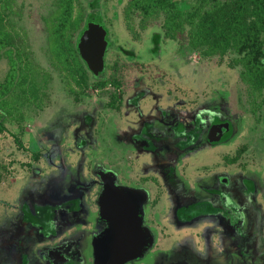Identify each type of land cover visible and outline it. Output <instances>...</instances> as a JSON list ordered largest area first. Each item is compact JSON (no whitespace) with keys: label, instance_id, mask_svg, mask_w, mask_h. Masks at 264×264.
<instances>
[{"label":"flooded vegetation","instance_id":"1","mask_svg":"<svg viewBox=\"0 0 264 264\" xmlns=\"http://www.w3.org/2000/svg\"><path fill=\"white\" fill-rule=\"evenodd\" d=\"M100 16L107 39L112 42L104 54L103 70L93 73L81 58L87 71L86 83L79 75L70 78L67 70L59 71L66 76L62 82L76 101L71 103V115L65 109L63 118L83 108L77 117L78 125L72 129V144L81 149L88 139L78 137L77 127H85L92 139L90 128L96 122L93 114L102 115L99 106H105L111 114L107 141L110 143L111 139L116 149L123 150L124 158L114 159L112 168L92 163L95 166L89 172L82 168L86 164L83 158L75 163L65 153L56 159L57 163L50 158L42 189H25L12 231L7 233L9 228L3 227V256L9 264H106L108 252L104 245L110 238V225L100 215L103 182L96 173L104 170L112 173L115 184L126 188L139 207L142 232L147 238L141 256L125 264H246L247 260L256 259L264 262L257 200L260 181L247 172L234 175L230 169V165L238 164L245 148L242 142L233 147L235 154L229 156V142H233L238 131L233 117L218 109L210 96L193 93V68L181 64L174 48L167 46L173 52L169 63L156 59L165 48L161 38L154 46L151 33L153 56L143 62L135 51L114 44L106 20ZM129 31L135 34L134 29ZM109 47H115L116 58L124 59L123 63L113 59L110 73ZM152 59L178 77L144 78V70ZM50 60L53 66L51 56ZM124 65L130 69V76L125 79L118 72ZM181 74L186 78H179ZM41 85L50 86L45 79L35 84L36 95L32 99H40L42 92H46V88H37ZM102 92L104 101L97 99ZM63 101L59 95L57 105ZM87 103L91 111L83 107ZM2 114L0 133L6 128ZM61 120L55 127L51 123L42 131L43 144L48 143V148L62 150L65 144L61 139L67 123ZM14 139L18 146L23 145L18 137ZM218 147L225 150L221 155L223 169L212 172L210 162L216 159L206 160L202 156L208 157ZM166 239H175L177 243L159 249L160 241Z\"/></svg>","mask_w":264,"mask_h":264},{"label":"rangeland","instance_id":"2","mask_svg":"<svg viewBox=\"0 0 264 264\" xmlns=\"http://www.w3.org/2000/svg\"><path fill=\"white\" fill-rule=\"evenodd\" d=\"M50 1H19V4H17L19 16H13L12 21L15 24V28L9 31L12 36H14V33L16 34L14 36L15 46L20 49L23 56L27 55L23 58L25 65L26 63L28 64L30 71L37 70L39 72V76L35 81L39 83L45 79L50 86L41 85L39 88H46L47 90L46 92L43 91L41 98L36 100L32 99L35 97L30 95L24 98L25 96H22L17 88L11 94H5L4 97L1 95L3 93L0 94V114L4 113L2 114L4 116L3 123L6 127L0 133V245L2 232L4 231L3 227L9 228L6 231L8 233L12 231L15 225L18 218L20 197L26 193L24 190L29 187L41 190L42 188L40 187L44 186L51 159H53L54 163H57L56 159L64 153L66 158L71 162L73 161V163L77 159L83 158L86 164L82 168L89 172L90 170L88 169L95 166L91 165L92 163H99L104 167L112 168L114 159L124 158V156H121L124 151L116 149L111 139L110 143L107 141L109 135L107 127L110 123L109 117L111 114H109L110 110L105 106L103 108L99 106L102 109V115L98 112L93 114L96 122L90 128L93 133L92 139L88 138L85 127H77L78 131L76 133L78 137L83 136L88 139L87 145L79 149L72 144L74 135L72 129L78 125V123L76 124V121L79 120L77 117L82 113L83 108H79L73 116L63 118L66 110L68 114L72 113L71 103L74 104L76 101L69 88L67 89L62 82V79L66 76L63 74V77L59 70L51 65V54H49L46 45V28L44 26V19L55 8L54 5L51 6L52 1ZM79 1L80 4H77V6H81L83 11L88 12L89 8L86 3H89L90 0ZM126 2L127 0H99L100 13L106 20L105 26L108 28L109 36L114 44H120L128 50L135 51L138 59L147 62L153 56L149 37L153 31H160L158 21L149 22L141 30L138 23L139 18L134 16L132 26L135 34L133 35L123 18L122 10ZM72 37L75 38V35ZM181 42L163 39L161 46L162 48L165 46V48L161 50L160 56L156 57V59L166 64V62L169 63L171 60L170 54H173V52L177 54L181 64H186L188 68H193L191 71L194 72V75H191V78L195 77L196 79V86H192L195 88L193 93L210 96L209 98L213 100V104H218V109L221 108L222 111L233 117L236 122L238 131L233 142H229L231 143V148L228 149L229 156L235 154L236 149L233 147L241 145L240 143L243 142L245 148L238 157V164L230 165V169L233 170L234 175L247 172L248 174H253L260 181L261 190L257 200L261 213L260 233L263 242L262 248L264 249V101L258 106V102L264 99V92L261 97L255 98L254 102L250 101L248 89L239 77L240 66L233 62L236 56L232 52L221 57L218 55L203 57L200 52L183 45V41ZM167 46L174 48L172 49L173 52ZM108 50H110V54L107 72L110 73L112 72L111 63L113 59L120 63H123L124 59L116 58L115 47H109ZM105 59H107V53ZM8 68L9 64L6 57L2 56L0 58V82L4 80ZM135 71V69H132L134 74L136 73ZM181 71H183V67ZM118 72H120L119 76L121 78L125 79L127 75L128 77L130 76L127 74L130 72L127 65L118 70ZM43 76L44 78L42 79ZM143 76L147 79L156 76L161 78L178 77L171 69L166 68L153 59L149 62L146 70H144ZM51 77L52 80L50 79ZM179 78L184 79L186 76L181 74ZM124 79H122V82ZM25 81L28 82V78ZM124 88L121 94L124 93ZM182 92L188 93V91ZM88 93H91L90 89ZM102 94L104 93L102 92L97 98L100 101H104ZM59 95L65 101L57 105ZM5 103L9 105L5 106ZM81 104H83V101ZM51 106L53 108L49 112ZM83 107L91 111L89 104L83 105ZM61 118L64 123H67L63 127L64 138L61 139L65 144L62 150L48 148V143L43 144L42 131L51 123L53 127L56 124H60L58 121ZM103 119H106V122H102ZM122 128H124L123 125ZM15 137L21 140L23 144L21 147L15 142ZM120 141H122V138ZM224 152L225 150H222V147H218L213 148V153L209 152L211 156L209 154L208 157L202 156L206 160L216 159L214 163L210 162L212 172L222 171L221 155ZM174 243H177V240H161L158 248L161 249ZM2 250V247H0V264H9L7 258L3 256ZM149 254L152 255L153 252ZM146 256L149 255L146 254ZM146 256H144L143 260H145ZM246 264H264V262L256 259L253 261L247 260Z\"/></svg>","mask_w":264,"mask_h":264},{"label":"trees","instance_id":"3","mask_svg":"<svg viewBox=\"0 0 264 264\" xmlns=\"http://www.w3.org/2000/svg\"><path fill=\"white\" fill-rule=\"evenodd\" d=\"M19 1L0 0V57H6L9 64L5 81L0 83V94H11L17 88L26 98L36 95L35 84L39 83L34 80L39 72L30 71L28 64L25 65L23 58L27 55L23 56L15 46L16 34L12 36L9 32L15 28L13 16H19ZM51 1L55 8L44 19V26L53 66L59 71L67 70L72 77L79 75L86 83L84 72L87 71L76 41L91 12L77 6L79 0ZM95 4L99 7V0L86 3L88 8ZM122 12L130 30L134 16L139 18L140 29L151 21H158L160 31L152 34L154 46L161 38L183 41V45L197 50L203 57H221L232 52L236 56L233 62L240 66L239 77L248 89L250 101L254 102L264 92V0H127ZM97 13L101 15L99 11ZM55 61L57 65H54ZM27 78L28 82L25 81ZM263 101L261 99L258 106Z\"/></svg>","mask_w":264,"mask_h":264},{"label":"water","instance_id":"4","mask_svg":"<svg viewBox=\"0 0 264 264\" xmlns=\"http://www.w3.org/2000/svg\"><path fill=\"white\" fill-rule=\"evenodd\" d=\"M98 11L99 7L95 4L76 41L80 57L93 73L103 70L104 54L110 44ZM96 173L103 182L100 215L110 225L111 239L104 245L108 252L106 264H125L140 257L147 244L141 227V212L126 188L115 184L111 172L97 170Z\"/></svg>","mask_w":264,"mask_h":264}]
</instances>
